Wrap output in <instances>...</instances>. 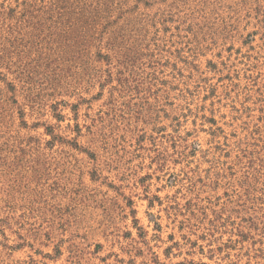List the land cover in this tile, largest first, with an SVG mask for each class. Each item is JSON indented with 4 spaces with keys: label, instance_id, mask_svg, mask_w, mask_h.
Here are the masks:
<instances>
[{
    "label": "rangeland",
    "instance_id": "rangeland-1",
    "mask_svg": "<svg viewBox=\"0 0 264 264\" xmlns=\"http://www.w3.org/2000/svg\"><path fill=\"white\" fill-rule=\"evenodd\" d=\"M0 264H264V0H0Z\"/></svg>",
    "mask_w": 264,
    "mask_h": 264
}]
</instances>
